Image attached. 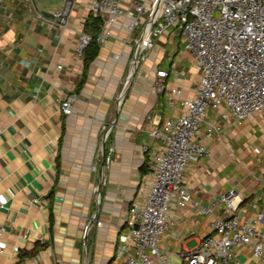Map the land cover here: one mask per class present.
<instances>
[{
    "label": "crops",
    "instance_id": "crops-1",
    "mask_svg": "<svg viewBox=\"0 0 264 264\" xmlns=\"http://www.w3.org/2000/svg\"><path fill=\"white\" fill-rule=\"evenodd\" d=\"M63 1L0 0V264H111L128 205L142 195L150 156L160 148L150 129L182 108L180 97L194 93L199 75L187 50L189 70L177 67L183 42L174 27L130 62L144 26L138 17V26L127 27L132 0L120 2L108 38L96 39L86 59L76 47L80 32L92 28L91 0H72L60 27L52 11ZM167 43L177 48L166 64ZM162 66L165 80L181 88L173 101L154 85ZM68 91L75 97L63 115L58 101ZM206 120L219 131L207 154L188 163L183 180L196 188L191 195L206 202L230 185L248 194L264 181V114L237 123L207 107ZM168 213L173 222L159 241L166 256L212 230L210 216L191 202L173 201Z\"/></svg>",
    "mask_w": 264,
    "mask_h": 264
},
{
    "label": "built area",
    "instance_id": "built-area-1",
    "mask_svg": "<svg viewBox=\"0 0 264 264\" xmlns=\"http://www.w3.org/2000/svg\"><path fill=\"white\" fill-rule=\"evenodd\" d=\"M121 1L89 2L99 25L94 33L80 32L77 53L93 38H108L110 26L121 13ZM132 1L135 11L129 15L127 27L138 26V17L144 26L130 62L143 59L154 38L174 27L199 75L194 93L180 97L182 108L164 115L161 124L150 129L161 138L160 148L150 156L149 179L142 195L128 205L125 232L115 246L113 263L264 264V206L258 208L264 191L250 199L256 191L254 185L248 187L246 196L230 185L200 202L191 195L196 188H189L183 180L188 163L207 154V141L219 131L217 124L206 120L207 107L217 109L223 118L232 115L237 123L264 109V0ZM71 5L72 0H64L53 10V22L66 26ZM168 73L166 67H156L154 85L168 89L173 101L181 88L165 80ZM74 97L68 91L59 98L61 114L71 112ZM247 199L249 210L242 205ZM173 201L178 207L187 202L196 205L199 212L210 216L212 228L200 235L197 245L179 251L175 261L159 246L173 222L168 213ZM2 230L0 224V234ZM2 249L0 235V252Z\"/></svg>",
    "mask_w": 264,
    "mask_h": 264
},
{
    "label": "rangeland",
    "instance_id": "rangeland-1",
    "mask_svg": "<svg viewBox=\"0 0 264 264\" xmlns=\"http://www.w3.org/2000/svg\"><path fill=\"white\" fill-rule=\"evenodd\" d=\"M176 48H177V44H176V43H174V44H172V43H167V45H166V55H165V58L163 59V62H164V63L167 64L166 57H168L167 55L169 54L170 50H171V49H176ZM182 50H185V49H184V47H183V43H180L179 46H178V51L181 53L182 56H180V61L178 62L177 67H179V68H184L185 70H189V67H188V66H189V63H190L189 55L187 54L186 51H182ZM216 110H217V109H216ZM261 113L264 114V109L261 111ZM203 123H204V122H203ZM203 123H202V125H203ZM258 132H259V131H258ZM257 141H260V142H261L260 139H258ZM259 156H260L261 158H262V157L264 158V152H262L261 154H259ZM252 159H253V157H251V159L248 160L247 162H248V163H251ZM262 168H264V167H262ZM234 170H236L235 167H234ZM239 170L242 171L243 168H240ZM262 188H263V189H262ZM263 191H264V181L261 182V183H259V184L257 185V188H256V191H255V193H254V196L250 197V199H251V198H254V197L257 195V193H259V192L263 193ZM242 193L244 194V196L247 195V194H245L244 191H242ZM249 203H250V202H249V199H247L246 201H244V202L242 203V205L246 206V208L249 210V209H250V204H249ZM263 206H264V200H263V201H259V203H258V208H263ZM184 244L187 245V247H190V248H191V247L195 246L196 243H195L194 239H187V240L184 242ZM263 251H264V246H263ZM167 258H169L171 261H175V260L178 259V256H176V255L173 254V253H169L168 256H167ZM111 264H115V263L112 262Z\"/></svg>",
    "mask_w": 264,
    "mask_h": 264
},
{
    "label": "trees",
    "instance_id": "trees-1",
    "mask_svg": "<svg viewBox=\"0 0 264 264\" xmlns=\"http://www.w3.org/2000/svg\"><path fill=\"white\" fill-rule=\"evenodd\" d=\"M91 23H92V28L89 29V32L94 33L96 31V29L98 28L99 25V21L98 18L95 16L91 15ZM87 24V23H86ZM96 39L93 38L91 40H89L82 48V50L84 51L85 54V58H90L91 56H93V53L96 50V45H95Z\"/></svg>",
    "mask_w": 264,
    "mask_h": 264
},
{
    "label": "water",
    "instance_id": "water-1",
    "mask_svg": "<svg viewBox=\"0 0 264 264\" xmlns=\"http://www.w3.org/2000/svg\"><path fill=\"white\" fill-rule=\"evenodd\" d=\"M92 222V218L87 222L86 226H85V229H84V244H85V248H86V229L87 227L89 226V224ZM86 253H87V248H86ZM87 264V263H86Z\"/></svg>",
    "mask_w": 264,
    "mask_h": 264
}]
</instances>
